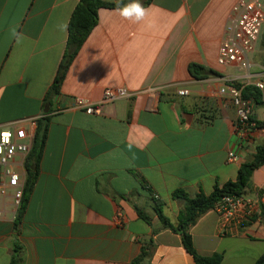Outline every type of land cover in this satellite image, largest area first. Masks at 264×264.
I'll return each instance as SVG.
<instances>
[{"label":"crops","instance_id":"0c3cea01","mask_svg":"<svg viewBox=\"0 0 264 264\" xmlns=\"http://www.w3.org/2000/svg\"><path fill=\"white\" fill-rule=\"evenodd\" d=\"M79 1L0 0V131L47 128L21 219L16 223L12 191L0 203V264L14 256L18 264H130L150 239L142 264H196L181 235L162 226L153 197L177 224L184 202L173 191L210 194L236 180L264 143V124L238 134L235 105L220 93L225 84L242 89L264 79V26L249 68L240 70L217 62L237 0H141L148 14L139 23L121 17L118 6L101 7L59 93L50 94ZM191 63L209 74L193 77ZM118 86L131 95L101 115L74 106L77 96L97 102ZM181 89L189 94L179 95ZM252 102L255 121L264 122V103ZM229 152L237 159L229 160ZM29 154L12 162L25 177ZM246 194H264V163ZM190 231L196 249L222 253L223 264L264 257L262 215L222 234L211 209Z\"/></svg>","mask_w":264,"mask_h":264},{"label":"built area","instance_id":"2783aa9c","mask_svg":"<svg viewBox=\"0 0 264 264\" xmlns=\"http://www.w3.org/2000/svg\"><path fill=\"white\" fill-rule=\"evenodd\" d=\"M264 26V0H237L232 6L224 29L223 39L219 47L217 62L220 66L235 64L240 70L250 66L249 55L255 50L258 36ZM264 96V79L257 81ZM221 94H228L236 109V127L238 134L244 135L257 126L253 119V102L245 99L242 89L235 84H225ZM179 95H187L189 91L181 89ZM124 86L110 87L104 90L102 98L94 102L88 98L77 96L74 106L90 115H101L105 107L124 97L130 96ZM35 137L33 126L26 129L16 125L12 129L0 131V203L9 191L13 192L15 205L18 208L24 193L26 177L15 169L12 162L17 156H26L32 149ZM229 160H236L237 155L229 152ZM264 209V194L257 195H225L218 201L214 210L220 218V228L224 234L233 224H242L256 216H261Z\"/></svg>","mask_w":264,"mask_h":264},{"label":"trees","instance_id":"16d2710c","mask_svg":"<svg viewBox=\"0 0 264 264\" xmlns=\"http://www.w3.org/2000/svg\"><path fill=\"white\" fill-rule=\"evenodd\" d=\"M117 6L118 3L105 2L103 0H80L77 3L69 21L68 46L54 83L50 89V94L59 93L70 63L98 22L99 9L101 7ZM189 70L191 75L195 78H204L209 74L203 66L196 63H191ZM242 95L245 99L252 100L257 104L264 103L262 98L263 94L255 85L249 84L244 86L242 88ZM253 119L255 120L254 116ZM257 124H264V122L258 121ZM46 132V126L43 127L39 124L35 134L34 145L25 163L27 176L23 197L17 209L16 223L23 215L29 195L38 177L39 161L45 144ZM263 163L264 143L256 147L255 156L251 161L241 164L236 180H229L223 184H216L214 190L210 194L200 191L194 195H190L185 189H176L173 191L172 197L184 202V207L178 215L177 224H173L170 218L164 213L163 203L153 197L154 209L162 222V226L181 235L185 249L193 256L196 264H223V254L220 252H214L210 255L201 254L194 246L193 236L190 231L191 227L204 213L214 209L216 203L225 195L245 194L250 188L253 172ZM137 211L143 219L150 223V218L142 210L137 208ZM262 216L264 217V209ZM152 244L153 240L150 239L142 246L140 255L132 260L130 264H142V262L150 256ZM263 262L264 257L260 258L257 264H263ZM18 263L19 258L14 256L11 264Z\"/></svg>","mask_w":264,"mask_h":264},{"label":"clouds","instance_id":"9594fccd","mask_svg":"<svg viewBox=\"0 0 264 264\" xmlns=\"http://www.w3.org/2000/svg\"><path fill=\"white\" fill-rule=\"evenodd\" d=\"M117 11L121 17L133 23L144 21L148 14V9L142 5L141 0H118Z\"/></svg>","mask_w":264,"mask_h":264}]
</instances>
